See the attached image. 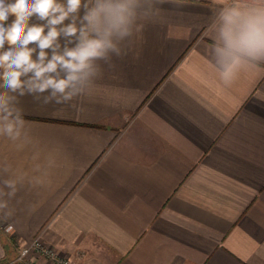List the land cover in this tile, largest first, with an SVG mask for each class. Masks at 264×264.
<instances>
[{
	"label": "crops",
	"instance_id": "1",
	"mask_svg": "<svg viewBox=\"0 0 264 264\" xmlns=\"http://www.w3.org/2000/svg\"><path fill=\"white\" fill-rule=\"evenodd\" d=\"M219 4L164 5L78 108L22 98L39 143L0 142V156L59 166L0 220V264H21L39 234L74 264H264V63L219 81L207 58Z\"/></svg>",
	"mask_w": 264,
	"mask_h": 264
},
{
	"label": "clouds",
	"instance_id": "2",
	"mask_svg": "<svg viewBox=\"0 0 264 264\" xmlns=\"http://www.w3.org/2000/svg\"><path fill=\"white\" fill-rule=\"evenodd\" d=\"M164 5L179 7L181 0H0V142L15 152L35 148L22 98L78 108L95 93L104 66L114 69L148 25L161 22ZM207 32L209 66L228 86L245 67L264 63V0H220ZM31 159L29 172L0 156V220L17 213L26 185L52 183L56 157L41 161L35 151Z\"/></svg>",
	"mask_w": 264,
	"mask_h": 264
},
{
	"label": "built area",
	"instance_id": "3",
	"mask_svg": "<svg viewBox=\"0 0 264 264\" xmlns=\"http://www.w3.org/2000/svg\"><path fill=\"white\" fill-rule=\"evenodd\" d=\"M25 251L27 254L23 255ZM15 260L21 264H74L70 257L47 244L42 234L37 235L29 244L18 247Z\"/></svg>",
	"mask_w": 264,
	"mask_h": 264
}]
</instances>
